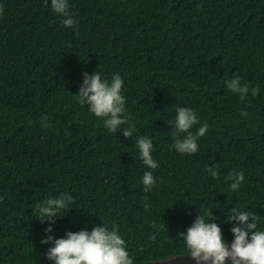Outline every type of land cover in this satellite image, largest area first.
<instances>
[{"label":"trees","instance_id":"obj_1","mask_svg":"<svg viewBox=\"0 0 264 264\" xmlns=\"http://www.w3.org/2000/svg\"><path fill=\"white\" fill-rule=\"evenodd\" d=\"M68 2L71 28L51 0H0V264H54L47 236L103 225L116 226L134 264L189 253L180 234L202 214L227 243L233 209L264 231V0ZM96 72L124 81L131 119L117 133L78 102ZM234 77L246 98L227 88ZM179 107L198 115L193 133L209 126L191 155L172 147ZM139 137L152 140L156 169ZM232 171L245 175L238 191ZM62 193L73 197L63 214L39 220L36 205Z\"/></svg>","mask_w":264,"mask_h":264},{"label":"clouds","instance_id":"obj_2","mask_svg":"<svg viewBox=\"0 0 264 264\" xmlns=\"http://www.w3.org/2000/svg\"><path fill=\"white\" fill-rule=\"evenodd\" d=\"M53 11L64 17L65 27H75L78 21L69 11L68 0H51ZM85 78L78 93V102L81 105H88L91 113L97 118H102L106 128L117 133L121 125H128L131 115L126 112V98L122 94L124 81L120 75H114L111 82L102 80L101 74H84ZM227 88L241 99L248 96L250 89L241 83L239 77L226 81ZM251 95H259V88H252ZM246 111L241 112L246 117ZM176 139L172 147L182 154H194L198 151V140L204 137L208 131V125L200 126L193 133L191 130L198 125L199 117L193 109L179 107L172 121ZM43 127H49L47 118H43ZM183 134V136L181 135ZM126 137L133 135V129L126 127L123 133ZM136 146L140 151V158L143 164L156 169L158 163L154 160L153 142L150 138L139 137ZM212 177L217 179L220 175L217 169L209 168ZM227 179L232 181L231 189L238 191L245 180L243 172L232 171ZM144 191H151L155 185V177L151 171L143 176ZM73 202L70 193H62L56 198L49 197L42 203H38L35 212L41 217L42 222L55 223V218L62 215L64 210ZM149 206L146 204L145 208ZM252 222L249 223V219ZM213 219H205L204 214L197 217L186 235L181 237L186 241L190 256L197 264H225L231 258L232 264H264V231L257 230L255 218L247 211L232 210V215L227 222H235L237 225L231 229L234 240L230 250L228 243L224 240L221 227ZM46 232H52L51 226ZM52 242L46 253L47 258L54 264H134L133 258L126 250V241L121 237L116 226L109 230L106 226H96L90 232L81 230L79 232L69 231L66 238L56 239L49 235L42 243Z\"/></svg>","mask_w":264,"mask_h":264},{"label":"water","instance_id":"obj_3","mask_svg":"<svg viewBox=\"0 0 264 264\" xmlns=\"http://www.w3.org/2000/svg\"><path fill=\"white\" fill-rule=\"evenodd\" d=\"M229 250L231 243H228ZM231 262V258L226 260L225 264ZM141 264H197V262L190 256L189 253L177 254L164 259H154L152 261H146Z\"/></svg>","mask_w":264,"mask_h":264}]
</instances>
